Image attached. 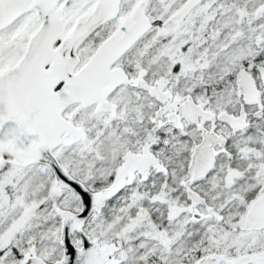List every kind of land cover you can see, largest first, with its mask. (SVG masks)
I'll return each mask as SVG.
<instances>
[{
    "label": "snow or ice",
    "instance_id": "6c2138e0",
    "mask_svg": "<svg viewBox=\"0 0 264 264\" xmlns=\"http://www.w3.org/2000/svg\"><path fill=\"white\" fill-rule=\"evenodd\" d=\"M0 264H264V0H0Z\"/></svg>",
    "mask_w": 264,
    "mask_h": 264
}]
</instances>
